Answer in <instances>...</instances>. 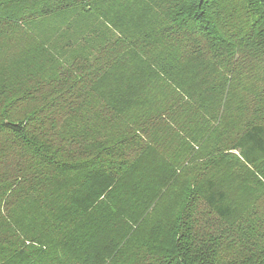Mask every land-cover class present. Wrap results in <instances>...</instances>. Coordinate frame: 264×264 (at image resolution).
Here are the masks:
<instances>
[{"label": "trees", "instance_id": "obj_1", "mask_svg": "<svg viewBox=\"0 0 264 264\" xmlns=\"http://www.w3.org/2000/svg\"><path fill=\"white\" fill-rule=\"evenodd\" d=\"M0 264H264V0H0Z\"/></svg>", "mask_w": 264, "mask_h": 264}]
</instances>
